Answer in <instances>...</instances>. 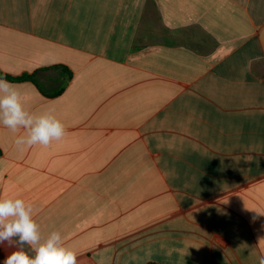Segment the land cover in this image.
Returning <instances> with one entry per match:
<instances>
[{"label":"crops","instance_id":"1","mask_svg":"<svg viewBox=\"0 0 264 264\" xmlns=\"http://www.w3.org/2000/svg\"><path fill=\"white\" fill-rule=\"evenodd\" d=\"M66 136L0 125V198L78 264H259L264 0H0V77ZM14 250L0 245V264Z\"/></svg>","mask_w":264,"mask_h":264},{"label":"clouds","instance_id":"2","mask_svg":"<svg viewBox=\"0 0 264 264\" xmlns=\"http://www.w3.org/2000/svg\"><path fill=\"white\" fill-rule=\"evenodd\" d=\"M0 125L13 133L26 131V135H19L14 141L21 151L25 146L48 147L67 134L64 124L51 112L35 115L26 111L20 92L3 77H0ZM4 244L14 250L3 264H78L77 254L64 245L59 231L42 237L32 205L21 198H0V245ZM259 264H264V256Z\"/></svg>","mask_w":264,"mask_h":264},{"label":"trees","instance_id":"3","mask_svg":"<svg viewBox=\"0 0 264 264\" xmlns=\"http://www.w3.org/2000/svg\"><path fill=\"white\" fill-rule=\"evenodd\" d=\"M6 79L10 82H21V81L33 80V77L30 76H24L20 78L6 77ZM150 264H156V263H150Z\"/></svg>","mask_w":264,"mask_h":264}]
</instances>
